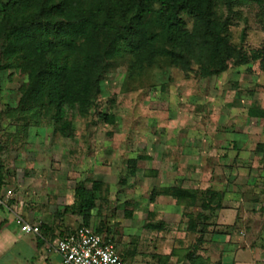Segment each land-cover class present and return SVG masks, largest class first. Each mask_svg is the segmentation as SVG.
<instances>
[{
  "label": "rangeland",
  "instance_id": "obj_1",
  "mask_svg": "<svg viewBox=\"0 0 264 264\" xmlns=\"http://www.w3.org/2000/svg\"><path fill=\"white\" fill-rule=\"evenodd\" d=\"M213 19L233 52L223 71L212 73L213 41L201 22L186 15L182 34L150 13L153 64L133 69L124 46L104 55L87 104H66L59 118L46 100L21 103L29 79L0 69V164L11 210L47 236L91 226L129 264H226L224 242L211 238L229 231L264 245V119L248 114L264 108V64L235 59L264 49V0H214ZM167 186L195 200L152 198ZM81 188L94 193L91 208ZM220 215L233 225L218 224ZM49 254L56 260L48 264H58ZM36 256L26 247L19 262L36 264Z\"/></svg>",
  "mask_w": 264,
  "mask_h": 264
},
{
  "label": "trees",
  "instance_id": "obj_2",
  "mask_svg": "<svg viewBox=\"0 0 264 264\" xmlns=\"http://www.w3.org/2000/svg\"><path fill=\"white\" fill-rule=\"evenodd\" d=\"M150 13L162 26L182 34L188 32L185 16L197 19L213 41L212 73L227 67L233 52L213 19L214 0H0V55L5 61L0 69L17 70L29 79L21 103L46 100L59 118L64 105L87 104L92 74L104 55L112 58L124 46L134 55L133 69L153 64L157 50L148 32ZM235 59L239 64H264V49L237 51ZM248 114L264 119V108L250 107ZM79 193L82 206L91 208L94 193L83 188ZM209 193L218 201L222 198L220 192ZM160 195L195 200L181 187L154 189L152 198Z\"/></svg>",
  "mask_w": 264,
  "mask_h": 264
},
{
  "label": "crops",
  "instance_id": "obj_3",
  "mask_svg": "<svg viewBox=\"0 0 264 264\" xmlns=\"http://www.w3.org/2000/svg\"><path fill=\"white\" fill-rule=\"evenodd\" d=\"M8 190L2 186L0 188V264H26L27 259H23L20 255L24 248L35 250L37 255L36 264H48V260L55 257L46 251V246L58 234L70 231L74 228H61L54 234H47L43 231V226L40 222H33L28 218H24L19 213H14L7 205V200L10 196ZM21 215L27 222L39 225L41 228V235L24 232L21 226L15 221V216ZM11 220H10V219ZM226 217L220 215L218 224L233 225V219L225 220ZM12 221V222H11ZM20 227V228H19ZM76 228V227H75ZM22 231V232H20ZM31 234V235H25ZM33 234V236H32ZM212 240H220L224 242V260L226 264H255L264 254V245L255 243L249 238H239L230 231L228 233L222 232ZM263 244V243H262ZM48 253V254H47ZM58 264L60 258L56 256ZM33 259H31L32 261ZM56 260V259H55Z\"/></svg>",
  "mask_w": 264,
  "mask_h": 264
},
{
  "label": "built area",
  "instance_id": "obj_4",
  "mask_svg": "<svg viewBox=\"0 0 264 264\" xmlns=\"http://www.w3.org/2000/svg\"><path fill=\"white\" fill-rule=\"evenodd\" d=\"M1 173L0 164V176ZM15 221L24 232L41 235L40 226L21 215H16ZM46 251L58 256L59 264H129L105 234L88 225L58 234L47 244ZM255 264H264V254Z\"/></svg>",
  "mask_w": 264,
  "mask_h": 264
}]
</instances>
